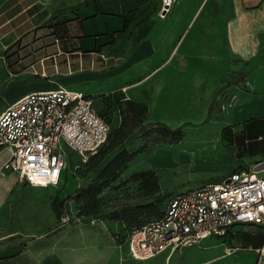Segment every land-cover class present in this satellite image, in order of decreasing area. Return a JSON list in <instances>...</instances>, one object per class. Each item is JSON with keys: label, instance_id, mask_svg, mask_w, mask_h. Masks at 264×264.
<instances>
[{"label": "crops", "instance_id": "1", "mask_svg": "<svg viewBox=\"0 0 264 264\" xmlns=\"http://www.w3.org/2000/svg\"><path fill=\"white\" fill-rule=\"evenodd\" d=\"M161 6L162 0H0V114L35 91L122 92L147 105L148 122L214 124V134L203 138L216 140L220 162L230 161L215 181L255 168L264 161V0H173L164 18ZM35 34L39 39L26 42ZM19 42L27 45L17 49ZM230 94L236 103L222 111L218 104ZM165 152L156 148L143 167L168 170L155 163ZM9 157L0 147V218L8 220L25 189L45 188L3 170ZM168 253L166 264H264V227L238 224L224 238Z\"/></svg>", "mask_w": 264, "mask_h": 264}, {"label": "rangeland", "instance_id": "2", "mask_svg": "<svg viewBox=\"0 0 264 264\" xmlns=\"http://www.w3.org/2000/svg\"><path fill=\"white\" fill-rule=\"evenodd\" d=\"M46 32L50 35L53 31L48 29ZM37 38L38 34H35L26 42ZM41 38L46 46L49 39ZM26 42H19L17 49L25 48ZM59 44L61 47L64 42ZM52 47L55 45L48 46ZM31 50L34 52L35 47ZM30 64H34V59ZM229 78L230 75L223 81L228 83ZM66 89L70 90L69 87ZM122 97L128 99L120 92L94 100L96 109L110 121L113 130H117L123 121L117 108ZM197 126H183L184 139L172 145L156 144L157 133L144 139V131L137 129L123 144L113 146L103 158L94 161L83 162L77 154L67 150L69 165L61 182L42 188L41 192L25 189L17 201L16 218H0V237L11 235L0 241V264H166L168 261L164 255L168 252L148 261L130 259L125 250L117 247L111 232L120 225L124 228L116 216L126 206L151 204L162 211L172 195L204 186L220 177L213 175L230 161L220 162L216 140L203 138L208 132L214 134L216 126ZM158 147L166 152L159 155L155 163L164 162L169 169L160 171L157 176L160 185L168 190L164 191L161 187L159 192L148 193L142 182L134 180V175L149 170L143 166L150 162V153ZM123 151L134 155L132 161L121 173L102 179V171ZM90 187L93 188L89 201L69 199L77 190H88ZM67 218L68 221H65ZM93 226L98 227L99 232L93 233Z\"/></svg>", "mask_w": 264, "mask_h": 264}, {"label": "built area", "instance_id": "3", "mask_svg": "<svg viewBox=\"0 0 264 264\" xmlns=\"http://www.w3.org/2000/svg\"><path fill=\"white\" fill-rule=\"evenodd\" d=\"M172 5L173 0H162L161 18ZM236 100L230 94L218 106L229 112ZM110 131L111 124L91 96L62 87L31 92L0 114V147L10 150L2 169L30 186H56L68 169L67 150L87 162L107 143ZM255 168L238 169L221 180L172 195L161 217L132 230L117 247L133 260L148 261L224 238L238 224L264 227V174L259 175L264 169Z\"/></svg>", "mask_w": 264, "mask_h": 264}, {"label": "trees", "instance_id": "4", "mask_svg": "<svg viewBox=\"0 0 264 264\" xmlns=\"http://www.w3.org/2000/svg\"><path fill=\"white\" fill-rule=\"evenodd\" d=\"M136 11L137 10H133L132 12ZM98 98L99 96L96 97V99ZM117 108L120 111L121 116H123V121L121 122L120 127L117 130H113L111 126L107 143L88 160L94 161L96 158H103L109 149L113 146L123 144L125 140L136 132L137 129L144 131L142 136L144 139H148L153 133H157V137L154 139L156 144L162 143L172 145L179 143L184 139L185 132L182 127L191 125L190 123H184L178 128L172 129L161 122H148L147 105L124 97L120 98ZM99 114L105 117L100 112ZM211 115L212 108H210L208 116L203 123H207L211 118ZM106 120L110 123L107 118ZM133 157L134 155L127 151L118 154L102 171L100 177L102 179H107L109 175H115L117 172L121 173L127 164L132 161ZM237 170L238 169H235L233 172ZM134 180L142 182L144 189H146L148 193L159 192L161 190L158 176L154 170L149 169L148 171L137 173L134 175ZM92 188L90 187L88 190H77L69 199L72 200L77 198L81 201L87 202L92 198L90 195ZM164 210L161 211L160 208L154 207L151 204L135 207L126 206L122 213L116 216V220L119 224L121 223L124 228L120 225L115 231L111 232V236L115 240L116 245H124L127 236L132 230L140 228L152 219L161 217ZM114 214H117V212H114ZM124 230H126L125 233H123Z\"/></svg>", "mask_w": 264, "mask_h": 264}, {"label": "water", "instance_id": "5", "mask_svg": "<svg viewBox=\"0 0 264 264\" xmlns=\"http://www.w3.org/2000/svg\"><path fill=\"white\" fill-rule=\"evenodd\" d=\"M264 169V162L255 168L256 171Z\"/></svg>", "mask_w": 264, "mask_h": 264}]
</instances>
